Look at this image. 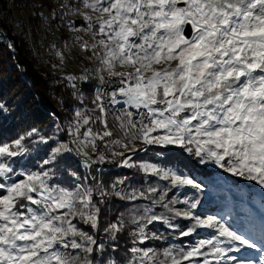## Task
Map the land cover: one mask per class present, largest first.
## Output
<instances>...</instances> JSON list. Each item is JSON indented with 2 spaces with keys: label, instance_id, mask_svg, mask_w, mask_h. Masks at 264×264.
Here are the masks:
<instances>
[{
  "label": "snow or ice",
  "instance_id": "obj_1",
  "mask_svg": "<svg viewBox=\"0 0 264 264\" xmlns=\"http://www.w3.org/2000/svg\"><path fill=\"white\" fill-rule=\"evenodd\" d=\"M32 6L44 11L35 12L39 23L29 38L62 73L56 83L68 95L58 103L70 118L56 126L66 138L32 127L0 141V264H264V0H39ZM73 55L93 67L65 72ZM93 80L89 106L81 86ZM9 111L0 100V114ZM149 148L165 160L179 149L259 192L229 190L226 200L238 209L234 222L232 211L202 215L204 185L179 157L171 167L133 159ZM105 163L138 168L167 187L125 195L118 185L126 177L108 186L101 180L98 166ZM186 188L196 190L191 199H166L169 190ZM112 196L150 201L164 212L137 209L127 223L121 214L102 236L101 205ZM154 222L181 238L200 230L210 235L190 247L157 249L146 244L165 239L148 231ZM128 224L130 246L122 249Z\"/></svg>",
  "mask_w": 264,
  "mask_h": 264
},
{
  "label": "trees",
  "instance_id": "obj_2",
  "mask_svg": "<svg viewBox=\"0 0 264 264\" xmlns=\"http://www.w3.org/2000/svg\"><path fill=\"white\" fill-rule=\"evenodd\" d=\"M1 2V0H0ZM29 3L37 4L39 0H29ZM30 4L34 11H39ZM28 46H31L30 43ZM24 39L17 35L14 30L6 28L5 24H0V100L6 102L10 111L7 114H0V141L8 142L16 138L19 134L36 127L40 132L46 136L58 135L56 132L57 121H61L64 125L70 118V113L58 103V98H67V90L61 85L57 84L58 76L48 74L40 65L36 54L32 48H29ZM13 45L9 48L8 45ZM50 75V77L47 76ZM91 84L82 85L86 103L91 106V99L94 93ZM58 123L61 127L63 126ZM59 136L66 138L65 134L59 133ZM102 148V146H101ZM159 149L149 148L147 151H142L141 155L138 153L133 157L137 161L141 158L143 161L152 163H160L166 167H171L173 163L177 162V157L182 161V165H187L183 170L188 172L197 182H200L204 187L208 188V183L204 178L210 177L219 182L220 176L230 177L233 181L229 182L226 178L227 186L233 187L234 179L230 174L224 173L222 170L218 171L213 168L205 167L203 165L195 164L192 160L187 158V154H181L179 149L173 148L168 153V159L157 157L154 155ZM31 167V165H29ZM101 180L106 186L117 180L119 176L126 177L127 180H135L138 178L136 171L133 168L117 167L115 163H105L102 166ZM81 175L84 174V169H80ZM238 183L237 185H239ZM255 193V192H254ZM131 203L128 200H122L119 197L112 196L107 199L102 207V225L100 235H104L102 228L107 226L110 222H115L121 214L124 215L125 209ZM127 223L128 221L125 220ZM84 230H89L86 225L81 224ZM133 228V225L128 224V228L121 235L119 243L121 248L130 246V237L128 231ZM167 229L163 232L167 235ZM106 238V237H105ZM196 236L193 235L188 238H182L187 242L194 243ZM147 245L163 247L167 246V240L148 241ZM123 254V253H122Z\"/></svg>",
  "mask_w": 264,
  "mask_h": 264
},
{
  "label": "rangeland",
  "instance_id": "obj_3",
  "mask_svg": "<svg viewBox=\"0 0 264 264\" xmlns=\"http://www.w3.org/2000/svg\"><path fill=\"white\" fill-rule=\"evenodd\" d=\"M30 4H33V3H29V0H20L18 2L17 1L15 2L13 10H12L14 14H16V19H17V22L15 23L14 32L17 35H19L20 27L21 29H23L22 34H20L19 36H21L24 39V41L27 40L30 43L31 46H28V43L25 41L27 46L33 49V52L36 54L40 65L43 67L46 73L53 75L52 77L58 76V74L62 75V73H57L54 70H52L51 63L54 62V59L50 60V57L47 54V49L45 47H41L39 41L29 38L30 33L32 32L33 29L37 27L39 23V21L35 17V11H34L35 9H33ZM38 10L44 11V9H38ZM40 31L42 32L43 29H40ZM48 42L49 41L47 40L44 41L45 44H47ZM71 58L73 59L75 66H83V67H88V68L93 67L92 63L84 59V57L82 56L73 55ZM46 64L49 65V67H46ZM69 65H70V62L68 63L67 68L64 70H68ZM48 74L47 76L50 77V75ZM59 122L61 123V121H57V124ZM110 123H111V120H110ZM57 134L59 135V133ZM29 147H31V145H29ZM141 152L142 151L137 152L134 157H136L138 153L141 155ZM137 161H143V160L141 158H138ZM205 167L216 169L212 165H207ZM133 169L136 171L138 178H135V180L126 179L124 184L118 185V188L122 189L125 195H130L134 192L138 193L140 191H145L148 186L158 185L160 191H164L166 189L167 187L166 181H161L157 177L145 174L141 172L138 168H133ZM216 170L221 171L219 169H216ZM220 177L221 178L219 182L213 180L210 177L203 179L204 181L208 183L209 186L208 188L204 187V192L202 194V205L199 207L198 211L202 215H217V216L221 214H226L229 211H232L233 215L228 218L234 222L236 219H239V216L237 215L238 209H236L233 205H231L226 200V196L228 195L229 190L231 189L235 191L236 186H238L237 185L238 183H240L239 185L244 191H248L250 187L253 193L254 192L258 193L259 189L255 184H249V182L242 181L239 178H234L236 179L234 181L235 186L228 188L227 186L229 185H227L225 178L229 182L233 183L232 179L226 176L225 177L220 176ZM118 178H124V176H119ZM195 194H196V190L192 188L181 189L176 192L169 190L167 192L166 199H176V198L191 199ZM155 198L159 199V196L157 195ZM256 199L259 200L258 195L256 196ZM128 201L131 204L125 209V212L123 215L124 219L127 221L132 213H134L137 209L142 210L144 207H153L156 214H161L164 212V209L161 208L159 205L152 206L150 201H145V200H136V201L128 200ZM177 207H182V205H177ZM256 211L257 213L259 211L258 205H257ZM78 226L82 227L81 224H78ZM165 229H166V226L162 225V223L160 222H154L153 224L148 225V231L150 233L155 232L157 235L162 234L165 237V240L169 242V244L163 247H158L155 245L154 246L147 245V246L155 247L157 249H162L164 247H169V246L174 247V248H180L182 246L190 247L192 244L198 242L200 239L208 238L210 235V230H200L199 233L195 235L196 238L194 240V243H191V242H187L186 240H182V238L178 236L177 232H172L171 230H166L167 235H164L163 232H165L164 231ZM250 255L255 257L257 254L254 252H250Z\"/></svg>",
  "mask_w": 264,
  "mask_h": 264
},
{
  "label": "built area",
  "instance_id": "obj_4",
  "mask_svg": "<svg viewBox=\"0 0 264 264\" xmlns=\"http://www.w3.org/2000/svg\"><path fill=\"white\" fill-rule=\"evenodd\" d=\"M6 2L7 0H1L0 2V21L6 24V28L11 29L9 25V18H5V8H6ZM23 29L20 27V34H22ZM83 66H75L73 59L70 60V65L68 70H64L65 72H72L79 74V72L82 70Z\"/></svg>",
  "mask_w": 264,
  "mask_h": 264
},
{
  "label": "bare ground",
  "instance_id": "obj_5",
  "mask_svg": "<svg viewBox=\"0 0 264 264\" xmlns=\"http://www.w3.org/2000/svg\"><path fill=\"white\" fill-rule=\"evenodd\" d=\"M18 2L20 0H7L6 2V8H5V18H9V25L10 27L14 30L15 28V23L17 22V19H16V14H14V12L12 11L13 10V7H14V4L15 2ZM17 7V6H16ZM15 7V8H16ZM30 22V21H29ZM3 22L0 21V24H2ZM5 24V23H3ZM6 25V24H5ZM20 35V34H19ZM41 50V49H40ZM46 54V52H45ZM51 60V59H50ZM46 67H49V65L46 64ZM82 87V86H81Z\"/></svg>",
  "mask_w": 264,
  "mask_h": 264
}]
</instances>
